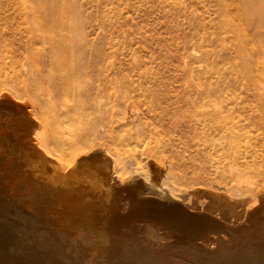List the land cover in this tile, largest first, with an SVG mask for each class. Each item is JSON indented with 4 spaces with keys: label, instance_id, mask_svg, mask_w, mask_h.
I'll return each mask as SVG.
<instances>
[{
    "label": "bare ground",
    "instance_id": "6f19581e",
    "mask_svg": "<svg viewBox=\"0 0 264 264\" xmlns=\"http://www.w3.org/2000/svg\"><path fill=\"white\" fill-rule=\"evenodd\" d=\"M18 1L24 13L21 26L12 30L13 42L5 34L9 29L0 32V91L9 87V93L0 92V159L5 160L0 181L13 180L5 185L11 190L22 187L21 199L35 205L37 219L49 224L34 230L37 242L65 264L73 255L68 259L70 253H64L56 236L65 239L73 233L70 242L78 264H264V188H242L249 180L243 174H264V164L239 163L236 145L218 154L214 177L205 165L213 143L237 137L238 119L216 102L224 89L245 90L264 105V0H214L213 51L205 56L204 73L182 88L150 77L147 66L136 78L130 72L139 65L129 66V72L117 63L76 60L81 51L72 53L70 47L82 35L74 0ZM113 1L110 5L118 0ZM103 16L99 19L104 21ZM110 22L105 25L119 21ZM39 43L51 45L49 51H39ZM108 70H115V77ZM164 151L178 158L182 151H193L191 181L211 187H179L170 168L155 160ZM226 165L234 169L229 182L218 176V168Z\"/></svg>",
    "mask_w": 264,
    "mask_h": 264
},
{
    "label": "rangeland",
    "instance_id": "374dc122",
    "mask_svg": "<svg viewBox=\"0 0 264 264\" xmlns=\"http://www.w3.org/2000/svg\"><path fill=\"white\" fill-rule=\"evenodd\" d=\"M106 1L107 0H74V2L76 4V5L74 4V8H75L74 10L76 11V9H77V11L74 12V10H73V14H76L77 17L74 15L75 19L77 21L79 20L77 23H78V25L80 24V27L79 26L78 27L81 29L80 33L82 35V37L80 36V38H79L80 41L78 40L79 44H76L77 41L75 42L76 45H74V46L78 45V47H76L75 49L71 48L74 46L70 47V49L72 50V53L76 52L77 50L81 51V54H80V52H79V54H75L77 57L75 55H73L77 58L76 60H78L79 62H82L85 65H90V64H97L98 65V64H101L105 61H108L107 63L110 62L111 65L112 64L114 65L117 63L115 65L116 67H118L119 65H120L119 67L127 66L128 70H129V66H131L133 68H135V67L137 68V66L139 65V67H138L139 71H138V69L131 70V68H130L131 72L129 70V72L131 73L130 75L135 76L136 78L137 77L140 78L138 76L140 70H143L144 68L146 70L148 67L147 71L152 69V70H150L151 73H150V71H148L150 77L159 76V77H162L164 79H168V80L172 81L176 86L178 85L179 88H180V86H181V88L183 87L185 81H195L197 78V75H200V73L202 75L204 73L205 67H206L205 66V56H208L209 54L212 53V51H213L212 49L214 47L213 43L215 41V35H214L215 29H214V27H215V23L217 20L218 10H217V6H216L214 0H178V1L175 0L177 2H175L174 0H156V1H152V0H129V2H128V0L127 1L126 0H118L119 2L117 0H115L117 2H115L113 0H111V1L108 0L109 2H107V3H106ZM112 1H113V3L115 2L114 5L113 4L112 5L113 6L116 5L115 6L116 8H114L112 5H110L112 3ZM74 2H72V5ZM98 2L103 3L104 6L102 4L100 5V3H98ZM96 4H97V6H96ZM98 5H100L101 7ZM21 6L22 5L18 0H0V32L2 33L3 31L5 32L6 29H9L5 32V34H7V36L10 38L11 43L13 42V36H14L12 30H15L19 26H21V16L24 13V10L22 9L23 7H21ZM105 6L108 7L109 10ZM101 8L106 10V11L103 12V10ZM149 8H151V9H149ZM115 9H117V10H115ZM147 9L149 10L148 12H147ZM110 10L112 11L111 14L109 13ZM100 11H101V13H100ZM117 11L120 12L121 14L120 13L116 14ZM77 12H78V14H77ZM97 12H99L102 15L97 14ZM106 12L109 14L104 15ZM112 13H114V15ZM79 14L80 15L82 14V15L79 16ZM86 14L90 15L91 17H89ZM119 14L121 15L122 19L119 16H118L119 18L117 17V15H119ZM98 15H100V16H98ZM103 15L105 16V18ZM110 15H111V17L113 16V20H114V18L115 19L117 18V20H114V21L115 22L119 21L117 23L118 25L120 23V25L118 27H117L116 23H115L116 26H113L112 24H110L111 26L114 27V29H115V27H117V30L115 29L116 32L112 27H110V25L108 27L110 20H111L110 23L114 22V21L112 22ZM78 16L81 17L80 19L82 20V22ZM101 16H103L102 19L104 18V21L99 19V17L101 18ZM107 16H109L110 19L107 18ZM114 16H116V17H114ZM84 17L87 20L84 19ZM96 18H98L99 20L98 19L95 20ZM107 19L109 22L107 21ZM101 21H103L104 23ZM105 23H108V24L105 25ZM101 26H103V28ZM99 27L101 28V30ZM109 28L113 31V33H112V31L109 32V30H110ZM1 33H0V37H1ZM105 37H107V38H105ZM17 43H18V40H14V45H17ZM79 45H81V46H79ZM225 45H226L225 43L224 44L222 43L221 47L223 48ZM36 46L39 47V51H42V52L47 51L48 52L49 46H51V45H49L48 43H39ZM99 49H100V51H99ZM192 49L196 50V54L193 56H190L189 53ZM33 51L37 52V50L35 48H33ZM78 51L76 53H78ZM104 54L107 56L108 59L106 58V56ZM75 57H72V59H75ZM23 58H24L23 61L25 63L29 62L28 57H23ZM120 62H121V64H120ZM135 65H137V66H135ZM144 65H145V67H144ZM19 67L22 69V66H19ZM114 71L115 70H108L107 74H109L111 77H115ZM135 72H137V73H135ZM134 74H136L137 76ZM2 91L9 93V87L3 88L0 92H2ZM216 102L222 103L224 108L230 109V110H228V111H230L229 112L230 115H232L236 119H238L239 129L235 132V135L238 137V139H237V137L227 138V139H221L220 142L213 143L212 147L210 148V152L212 154L210 153L211 154V155H209L210 157L205 162L206 167L211 170L209 177H214L216 175V170H212L213 169L212 168L213 163L218 158V154L220 152H222L223 148H226V147L239 145L238 148H240V154L237 158L239 163L246 164V162H247L249 164H256V165L264 164V157L261 156V154L264 152V105L258 104L252 97L249 96V93L245 92V90L238 91V89H236L235 91L234 90L230 91L229 89H224L223 98L217 99ZM181 147H183V146H178L177 149H180ZM182 152H183V154H181V156H182V157H180L181 159L178 157H175L174 155L170 154L167 151H164L160 155L155 156V160L157 162H159L160 164L167 165L170 168V170L172 171V174L174 176L175 182L179 187H185V186H187L189 188L199 187V186L211 187L209 184L200 185L198 183H194L193 181H191V179L193 178V174H192L193 173L192 172L193 163L190 162L189 155L194 154V152L193 151H191V152L190 151L189 152L188 151H186V152L182 151ZM107 155L106 156L109 157V154H107ZM226 160L228 161L229 159H226ZM2 162L4 163L5 160L3 161L0 159V171H2L1 170V167L3 164ZM216 162H218V161H216ZM232 170H234V169L230 168L229 165H226L225 167L221 166L218 168V171H219L218 176H225V179L228 181L227 178L229 177ZM243 175L244 176L242 177V179L245 177L246 178L249 177L248 178L249 180L246 179V180H248V183L246 180H244L246 182H243L244 184H243L242 188L247 189V188L258 187V186L264 188V174L263 173H260V172L254 170L251 172H247ZM183 179L186 180L187 182H185ZM9 180H10L9 178H6V180L4 181L5 183L0 181L1 182L0 186L2 185L0 187V189L3 190V191L0 190L1 191L0 197L2 196L0 198V202H1L0 203L1 204L0 205V211H3V213L0 212V214H1L0 220L3 219V216H7V214H8V216L5 217L6 219L4 218L3 220H1L3 222H0V230L3 227V225L6 224V226H4V228H2L3 231L2 230H1L2 232L0 231V234L2 235V236L0 235L2 237V238L0 237L1 238L0 239V241H1L0 242V250H1L0 251V264H13V263L14 264L15 263L16 264H18V263L22 264V262H23V264L24 263L25 264H33L32 262H34L35 264H49L47 262L52 260V263H54L53 260H55V259H56V261L54 264H56L57 262H58L57 264H65V263L60 262V260L58 259V256L55 254L57 256L56 257L54 255V253H52V251L46 247V245L44 246V244L42 242H41L42 244H40V242H37L38 238H36V236H34L33 234L36 232V230L38 228L45 227L48 229V227H46V226H49V224L45 223L42 220H39V219H41L39 217L37 219V216L35 215V213H33L35 205H30L27 203V200L21 199L22 197H20V195L24 194L22 187L20 188L17 185L18 188H17V186H14V188H12V190L9 189V187H6L9 185V183L11 185L13 184V180H11V181H9ZM261 184H263V185H261ZM229 191H231V189L227 188V192H229ZM3 194H4V196H3ZM4 199L7 201H5ZM15 199H16V201H15ZM24 200L26 201V203H22V202H25ZM32 201L36 202L35 197H32ZM15 202H17L18 204ZM7 204L9 207L7 206ZM262 205H264V203L261 202V207H262ZM16 207H18V208H16ZM22 207L25 209H22ZM15 208H16V210H15ZM19 209H20V212H19ZM7 210H9V211H7ZM263 210H264V206L262 207L261 213L264 212ZM25 211H27V213ZM14 213H15V215H14ZM32 213H33V215H31ZM17 214H18V216H17ZM24 214H26V217L24 216ZM9 215H10V217H9ZM19 216H21V217H19ZM22 217H23V219H22ZM14 218H16V220H14ZM17 218H19V221ZM34 218H36L37 220ZM5 220L7 223L5 222ZM32 220L38 226L36 224H34V222ZM16 221H18V222L21 221L22 225L20 224L21 222L17 223ZM40 221H41V223H40ZM4 222H5V224H2ZM23 222H25L26 224ZM27 222H28V224H27ZM12 223H14V224H12ZM15 223H16V225H15ZM30 223H32V224H30ZM19 224H20V227H19ZM39 224H41V225H39ZM24 225H27V226H24ZM78 225H77V228L76 229L73 228L71 232H73V231L75 232L78 229V227L80 226V225L79 226ZM16 226H18V228ZM7 227L10 229V231L8 229H6ZM14 227H15V229H14ZM83 227H86V225L84 224ZM16 228L18 230H19V228H21V230L18 231ZM29 229H30V231H29ZM34 230H35V232H34ZM4 231L7 232L8 234L7 233L4 234L5 233ZM15 231H17L18 233ZM13 233H14V235H13ZM28 234L30 236H28ZM74 234L75 233H73L72 235L67 234V238H65L66 240L62 239L66 235L56 236L57 239L59 240V242L61 240V245H64V247L63 246L61 247L62 250L64 251L66 249L64 251V253L65 254L70 253L69 255L67 254L69 256L68 259H70V255H73L71 257V260L69 261L70 264L71 263L72 264H78V263H75V261H76L75 254H74L75 252H72L73 246H72V242H70L72 240V239H70V236H71V238H74L73 237V236H75ZM6 235H7V237H6ZM22 235L23 236L25 235V236L22 238ZM11 237L12 238L14 237V238L12 239ZM4 239L6 240L7 244H6V242H4L5 241ZM34 239H36V241ZM14 240H16V241H14ZM9 241H10V243H9ZM12 241H14V242L12 243ZM67 241H69L71 243V246H69L70 245L69 242H68L69 245L67 244ZM31 242L33 245L30 244ZM34 242H36V243H34ZM65 243L67 246L65 245ZM5 244L8 246V249H4V247L7 248V246ZM17 244H19L18 246L20 248H18ZM28 244H30V246ZM36 245L37 246L39 245V248H36L37 247ZM9 246L11 249L9 248ZM40 246L43 249L44 254L42 253V249L40 248ZM43 247H45V248H43ZM21 248H23V249L20 250ZM12 249H14V250H12ZM18 250H20V251H18ZM30 250H31V252H30ZM38 250H40L41 252ZM68 250L71 252H69ZM17 251H18V253H17ZM25 251H27V252H25ZM66 251H67V253H66ZM4 252L5 253H11V254H5ZM12 252H14L15 255L12 254ZM22 252H23V254H22ZM38 252H39V254H42V255H39ZM47 252H49V253H47ZM28 253H29V255H28ZM34 253H36V254H34ZM45 253H47L48 255H46ZM71 253H73V254H71ZM52 254L54 257H52ZM5 255H8V257H10V258H8L7 256L5 257ZM16 255L18 256L17 257L18 259L16 257H12V256H16ZM35 255H37L38 257L39 256H41V257L38 258ZM20 256L25 258V260L23 258H21ZM46 256H48L49 258ZM73 257H74V259H72ZM6 258H8V259H6ZM11 258H12V260H11ZM1 259L4 260V263H2L3 261H1ZM13 259H14V261H13ZM42 259L43 260L46 259L47 261L42 263L41 262ZM48 259H49V261H48ZM10 260H11V262H10ZM21 260H23V261H21ZM26 260H29V261H26ZM34 260L38 261V262H35ZM72 260L73 261L75 260V261L73 262ZM5 262H7V263H5Z\"/></svg>",
    "mask_w": 264,
    "mask_h": 264
}]
</instances>
